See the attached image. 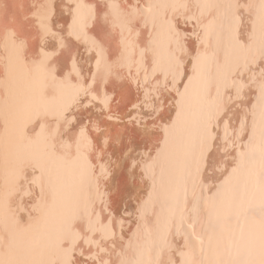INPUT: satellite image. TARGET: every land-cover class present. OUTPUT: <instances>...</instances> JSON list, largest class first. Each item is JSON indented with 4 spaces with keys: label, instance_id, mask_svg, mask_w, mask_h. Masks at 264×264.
Returning a JSON list of instances; mask_svg holds the SVG:
<instances>
[{
    "label": "bare ground",
    "instance_id": "obj_1",
    "mask_svg": "<svg viewBox=\"0 0 264 264\" xmlns=\"http://www.w3.org/2000/svg\"><path fill=\"white\" fill-rule=\"evenodd\" d=\"M261 85L264 0H0V264H264Z\"/></svg>",
    "mask_w": 264,
    "mask_h": 264
},
{
    "label": "snow or ice",
    "instance_id": "obj_2",
    "mask_svg": "<svg viewBox=\"0 0 264 264\" xmlns=\"http://www.w3.org/2000/svg\"><path fill=\"white\" fill-rule=\"evenodd\" d=\"M97 64H99V56H98V59H97ZM259 102L260 103H264V85H261V87H260Z\"/></svg>",
    "mask_w": 264,
    "mask_h": 264
}]
</instances>
